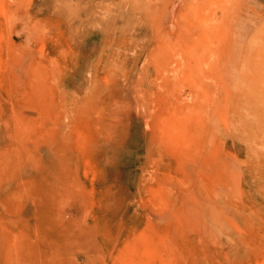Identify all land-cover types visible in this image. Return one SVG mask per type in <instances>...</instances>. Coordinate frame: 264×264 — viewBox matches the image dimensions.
Instances as JSON below:
<instances>
[{
    "label": "rangeland",
    "instance_id": "374dc122",
    "mask_svg": "<svg viewBox=\"0 0 264 264\" xmlns=\"http://www.w3.org/2000/svg\"><path fill=\"white\" fill-rule=\"evenodd\" d=\"M264 0H0V264H264Z\"/></svg>",
    "mask_w": 264,
    "mask_h": 264
},
{
    "label": "bare ground",
    "instance_id": "6f19581e",
    "mask_svg": "<svg viewBox=\"0 0 264 264\" xmlns=\"http://www.w3.org/2000/svg\"><path fill=\"white\" fill-rule=\"evenodd\" d=\"M254 97L257 100V102L253 98H250V101L252 102L253 105L258 107L264 103V100L260 96H254Z\"/></svg>",
    "mask_w": 264,
    "mask_h": 264
}]
</instances>
